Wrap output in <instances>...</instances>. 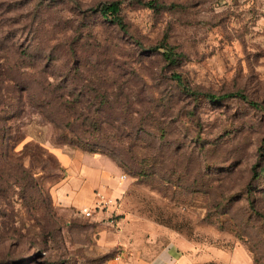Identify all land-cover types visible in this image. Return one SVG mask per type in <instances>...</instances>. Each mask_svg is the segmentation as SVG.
I'll return each instance as SVG.
<instances>
[{"label": "rangeland", "instance_id": "rangeland-1", "mask_svg": "<svg viewBox=\"0 0 264 264\" xmlns=\"http://www.w3.org/2000/svg\"><path fill=\"white\" fill-rule=\"evenodd\" d=\"M110 1L0 0V264H264V0ZM92 160L109 221L55 200Z\"/></svg>", "mask_w": 264, "mask_h": 264}, {"label": "crops", "instance_id": "crops-1", "mask_svg": "<svg viewBox=\"0 0 264 264\" xmlns=\"http://www.w3.org/2000/svg\"><path fill=\"white\" fill-rule=\"evenodd\" d=\"M63 162L69 167L72 165L70 158H65ZM87 163L79 168L77 172L73 170L74 173L71 175L69 182L57 190L55 200L57 199L56 201L59 204L75 207L92 205L95 201V191L97 189H108V185L114 183V180L103 172L101 160H92Z\"/></svg>", "mask_w": 264, "mask_h": 264}, {"label": "trees", "instance_id": "trees-1", "mask_svg": "<svg viewBox=\"0 0 264 264\" xmlns=\"http://www.w3.org/2000/svg\"><path fill=\"white\" fill-rule=\"evenodd\" d=\"M121 5H122V1L121 0H114V1H110V2H106L104 4H100L97 7H95L94 9L96 11H99L100 14L103 16L104 19L113 22L114 24H117L120 28L122 29H126V24L121 16ZM148 5L154 8H159L160 6H162V4H153V2H148ZM162 50V55L164 57L165 60L170 61V62H175L179 59V57L181 56L180 53H178L174 47L169 46V45H158V46H154L153 50L154 51H160ZM173 78L175 80H177L184 88H187L186 85L184 84V79L183 76L179 73H174L173 74ZM49 91V90H47ZM50 92V91H49ZM195 94H201L202 92H193ZM204 94L206 97L210 98L211 100H225L227 98H233V97H240L244 100L248 101V97L243 94L242 92H229L220 96H216L215 94L212 93H202ZM57 94L53 96V98L50 99H46L44 101V106H47L45 108V115L48 114V108L50 106L52 107H56L59 109V107H63V106H68L65 105L63 103V101L61 102H57L58 104H56L57 101ZM251 103H253L254 106H258V103L250 101ZM68 110V108L66 109ZM52 121V120H50Z\"/></svg>", "mask_w": 264, "mask_h": 264}, {"label": "built area", "instance_id": "built-area-1", "mask_svg": "<svg viewBox=\"0 0 264 264\" xmlns=\"http://www.w3.org/2000/svg\"><path fill=\"white\" fill-rule=\"evenodd\" d=\"M124 180L125 176H121ZM120 208L119 198L110 195L105 189H97L95 191V201L91 206L85 207L82 213L87 218H93L98 221L114 218L118 215Z\"/></svg>", "mask_w": 264, "mask_h": 264}]
</instances>
